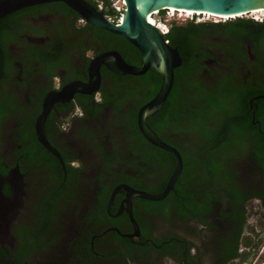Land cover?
Returning a JSON list of instances; mask_svg holds the SVG:
<instances>
[{
	"label": "flooded vegetation",
	"instance_id": "obj_1",
	"mask_svg": "<svg viewBox=\"0 0 264 264\" xmlns=\"http://www.w3.org/2000/svg\"><path fill=\"white\" fill-rule=\"evenodd\" d=\"M61 3L0 18V176L18 167L24 183L12 225L16 243L0 240V264H264V93L249 99L245 144L230 155L224 174L188 173L182 183L181 172L164 199L133 196V190L164 193L177 158L172 153L170 171L141 142L130 121L137 102L118 101L117 73L105 65L92 92L50 104L44 133L59 155L39 140L47 96L90 83L94 59L118 51L105 29ZM246 47L248 62L256 60L252 44ZM203 50L200 79L207 87H220L223 72L238 82L256 80L255 65L241 61L235 72L220 49ZM165 133L180 154L197 147L184 146L182 130ZM3 193L11 196L10 184Z\"/></svg>",
	"mask_w": 264,
	"mask_h": 264
},
{
	"label": "trees",
	"instance_id": "obj_2",
	"mask_svg": "<svg viewBox=\"0 0 264 264\" xmlns=\"http://www.w3.org/2000/svg\"><path fill=\"white\" fill-rule=\"evenodd\" d=\"M100 2L107 6V0H95V6H99ZM61 6L67 7L64 3ZM109 11L112 12L111 9ZM102 31L122 42L115 41L111 47L118 50L128 63L140 65L141 53L132 43L121 35ZM167 38L172 47L178 48L183 63L175 70V82L168 100L148 123L161 139L169 137L165 132L182 130L185 132L184 146L197 145L192 150L180 149L184 162L182 183L188 173L191 179L200 172L215 174V177L217 173L224 174L230 155L233 156L237 148L245 144L246 130L251 125L249 99L264 93V80L258 77V73L264 76V67L257 68L260 63H264V21L237 17L222 23L174 22ZM248 42L252 44V53L257 57L251 62H248L246 52ZM208 47L220 49L225 64L235 72L241 61L246 62L248 67L255 65L256 68L252 69H258L256 80L249 77L248 80L241 78L242 82H238L233 74L223 72L219 78L220 87H207L209 84L204 83L200 75L204 68L203 60L208 57V51L203 48ZM115 83L117 95H120L118 101L135 99L137 102L133 120L130 121H134V129L141 142L153 148L160 163L172 171L176 164L173 154L150 144L138 126L139 110L159 92L163 76L150 69L143 75L117 74ZM1 256H4L3 252Z\"/></svg>",
	"mask_w": 264,
	"mask_h": 264
},
{
	"label": "water",
	"instance_id": "obj_3",
	"mask_svg": "<svg viewBox=\"0 0 264 264\" xmlns=\"http://www.w3.org/2000/svg\"><path fill=\"white\" fill-rule=\"evenodd\" d=\"M127 11L124 20L120 24L110 21L107 14L100 8L93 6L86 0H0V18H3L22 8L50 3L62 2L75 10L84 20L105 29L114 34L126 38L141 53V64L128 63L118 51H110L94 59L91 64L90 83L73 85L64 91L51 93L45 101V110L37 123L39 140L52 152L59 153L51 147L44 133V122L46 120L50 104L53 100H69L76 92L90 93L97 87L101 75L100 67L105 65L110 71L120 75H143L148 70L154 69L163 76V83L156 96L146 103L139 111L138 126L142 134L152 144L173 153L177 158L175 171L170 179L168 188L164 193L152 194L145 191L133 190V196H139L147 200L159 201L164 199L180 177L183 169V158L180 152L172 145L161 139L158 133L149 125L148 120L158 113L173 89L175 82V70L182 65L183 59L177 47H172L165 41L160 29L149 21V15L156 10L175 8L192 12L219 14L234 16L248 13L253 10L264 9V0H125ZM251 53V45H248ZM253 57V56H252ZM8 183L12 187L11 196L3 193L4 185ZM24 183L23 175L18 167L13 169L8 176H0V240L7 241L13 247L16 239L12 234V225L17 220L20 209L23 207ZM139 238V237H138Z\"/></svg>",
	"mask_w": 264,
	"mask_h": 264
},
{
	"label": "built area",
	"instance_id": "obj_4",
	"mask_svg": "<svg viewBox=\"0 0 264 264\" xmlns=\"http://www.w3.org/2000/svg\"><path fill=\"white\" fill-rule=\"evenodd\" d=\"M107 6L108 9H111L112 12L107 14V17L110 21L120 24L124 20V15L127 11V3L125 0H107ZM103 2H101V7H103ZM264 10V9H260ZM248 16L250 18H253L257 21H264V11L257 12V10L250 11L248 13L242 14L241 16ZM152 16L153 21L155 22L153 25L157 26L162 35L165 36V41L169 43V39L167 38L168 34L170 33L171 26L174 22L177 23H185L187 21H194L196 23H201L204 21L211 20L215 23L218 22H226L230 20L231 18H236L237 15L234 16H225V15H219V14H206V13H199V12H192L188 13V11L185 10L182 11L181 9H175V8H165L162 10H156L153 14L149 15V21L150 17Z\"/></svg>",
	"mask_w": 264,
	"mask_h": 264
},
{
	"label": "clouds",
	"instance_id": "obj_5",
	"mask_svg": "<svg viewBox=\"0 0 264 264\" xmlns=\"http://www.w3.org/2000/svg\"><path fill=\"white\" fill-rule=\"evenodd\" d=\"M245 16H246V15H245ZM237 17H238V16H237ZM237 17H236V18H237ZM240 17H243V16L240 15ZM236 18H233V19H236ZM245 18H250V17L246 16ZM231 19H232V18H231ZM231 19H230V20H231ZM251 19H253V18H251ZM253 20H255V19H253ZM228 21H229V20H228ZM255 21H257V20H255ZM204 22H213V21L208 20V21H204ZM226 22H227V21H226ZM258 22H263V21H258ZM201 23H203V22H201ZM213 23H215V22H213ZM218 23H222V22H218ZM169 43H170V41H169Z\"/></svg>",
	"mask_w": 264,
	"mask_h": 264
},
{
	"label": "bare ground",
	"instance_id": "obj_6",
	"mask_svg": "<svg viewBox=\"0 0 264 264\" xmlns=\"http://www.w3.org/2000/svg\"><path fill=\"white\" fill-rule=\"evenodd\" d=\"M182 11H184L185 12V10H182ZM260 11H264V10H257V12H260ZM106 13V12H105ZM188 13H191V11H188ZM150 22L152 23V24H154L155 22L153 21V18H152V16L150 17Z\"/></svg>",
	"mask_w": 264,
	"mask_h": 264
},
{
	"label": "rangeland",
	"instance_id": "obj_7",
	"mask_svg": "<svg viewBox=\"0 0 264 264\" xmlns=\"http://www.w3.org/2000/svg\"><path fill=\"white\" fill-rule=\"evenodd\" d=\"M244 18L246 17V16H243Z\"/></svg>",
	"mask_w": 264,
	"mask_h": 264
}]
</instances>
